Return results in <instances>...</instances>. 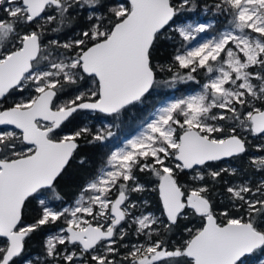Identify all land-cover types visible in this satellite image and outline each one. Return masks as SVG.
I'll return each mask as SVG.
<instances>
[{
    "label": "snow or ice",
    "instance_id": "1",
    "mask_svg": "<svg viewBox=\"0 0 264 264\" xmlns=\"http://www.w3.org/2000/svg\"><path fill=\"white\" fill-rule=\"evenodd\" d=\"M200 7L0 0V264H264V0H205L226 26L193 45L213 28L188 22ZM201 73V91L159 107L65 205L61 181L86 164L82 146L108 148L122 116ZM54 225L43 260L27 256Z\"/></svg>",
    "mask_w": 264,
    "mask_h": 264
},
{
    "label": "trees",
    "instance_id": "2",
    "mask_svg": "<svg viewBox=\"0 0 264 264\" xmlns=\"http://www.w3.org/2000/svg\"><path fill=\"white\" fill-rule=\"evenodd\" d=\"M205 0H199L201 5L200 8H197L195 12L185 13L189 18L188 21L196 20L200 17H205L207 19H212L215 21V25L211 29L215 34L218 30L222 31L226 26L224 25L223 17H215L211 12L202 11V6ZM208 3H211V0H207ZM179 39V38H177ZM174 51L172 42H164L163 47L160 49L158 59L160 62H169L170 54ZM197 80L200 83L189 81L188 83L177 84L175 88L160 87L157 88L147 99L145 104L138 105L135 108H132L129 113L122 116L120 120L116 121L115 125L112 127V131L115 135L110 138L106 144L109 146L103 151L94 149L91 146H82L80 150V155L86 158V164L80 166L77 163H74L69 170L68 175L65 176L64 180L61 181V191L65 195V205H71L74 200L77 198L80 188L84 185L90 178L94 175L99 174V170L103 168L106 164L107 154L109 149L113 151L115 146H117L121 139L128 137L135 131H137L143 124H145L151 112L159 106L166 98L171 94L184 95L192 90L199 88L205 81L206 77L203 73L197 75ZM81 119L85 123H90L95 128H100L106 126L112 122V118L104 117L103 114H83ZM259 143L257 140H253V144ZM256 149H250L252 155L256 154ZM221 165L236 167L238 170L247 169L248 160H232V161H222ZM247 176H251L252 179H259V176H253L252 170L248 169ZM246 176L241 172L239 177H226L225 179L239 181L245 179ZM148 198L155 201L156 194H146ZM59 203V202H57ZM155 210V209H153ZM32 213L28 214L26 222L30 221ZM57 226L54 225L51 228H45L38 234H34L33 238L28 241L26 245V255L30 258L39 257L43 260V242L47 235L55 232Z\"/></svg>",
    "mask_w": 264,
    "mask_h": 264
},
{
    "label": "rangeland",
    "instance_id": "3",
    "mask_svg": "<svg viewBox=\"0 0 264 264\" xmlns=\"http://www.w3.org/2000/svg\"><path fill=\"white\" fill-rule=\"evenodd\" d=\"M193 21V20H192ZM192 21H188V22H192ZM195 21H197V22H212L213 23V26L215 25V21L214 20H212V19H207V18H205V17H200V18H198V19H196ZM223 30H224V28H223ZM222 30V31H223ZM215 35H217V34H215L211 29L207 32V33H203V34H199L198 36H197V39H196V41H193L192 43H193V45L195 44V43H197V42H199V41H202V40H204V39H209V38H212L213 36H215ZM206 82V81H205ZM202 90V85L199 87V88H197V89H195V90H192V91H190V92H188V93H186V94H184V95H194V94H196L197 92H199V91H201ZM180 96H182V95H178V94H171L168 98H166L159 106H157L152 112H151V114L149 115V117H148V119L146 120V122H145V124H143L137 131H135L134 133H132L131 135H129L128 137H125V138H123V139H121V141H120V143L117 145V146H115V148L113 149V151H115L116 149H118V148H120V147H123L124 146V144L127 142V140H129V139H131V138H133V137H135L136 135H139L143 130H144V127L146 126V123L151 119V118H153V116H154V114H155V112H156V110L159 108V107H162L164 104H166L170 99H173V98H177V97H180ZM107 125V124H106ZM260 153H258V152H256V154H254V155H259ZM105 167V166H104ZM74 203V202H73Z\"/></svg>",
    "mask_w": 264,
    "mask_h": 264
}]
</instances>
